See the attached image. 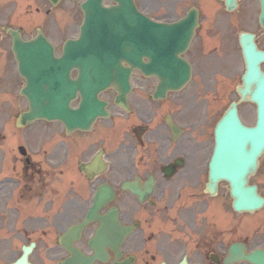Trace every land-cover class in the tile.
Segmentation results:
<instances>
[{"label": "flooded vegetation", "instance_id": "af4514ba", "mask_svg": "<svg viewBox=\"0 0 264 264\" xmlns=\"http://www.w3.org/2000/svg\"><path fill=\"white\" fill-rule=\"evenodd\" d=\"M77 1L60 0L54 11L48 0H0V96L10 99L17 94L14 98L20 99L18 91L24 84L11 54V37L1 26L19 28L28 39L42 25L58 56L63 41L73 33L75 17L81 15ZM135 1L155 20H175L190 6L198 9L199 26L179 55L191 65L189 83L153 101L158 78L135 70L132 111L118 114L113 123L101 122V128L91 133L67 134L60 123L0 132V264L19 260L73 264L60 236L79 222L93 193L105 183L114 197L100 214L114 206L127 233L115 244L116 250L105 246L106 259H95L93 264H224L233 244L240 246L243 256L229 264H264V150L243 179L242 210L233 207L228 181L218 179L215 187H208L219 118L235 101L245 125H251L255 113L253 103L239 101L237 86L244 73L241 33H253L257 49L264 52L259 1L237 0L229 11L218 0ZM216 9L225 20L215 18ZM260 66L264 70V59ZM103 142L107 164L90 177L79 165L90 160ZM250 191L256 199L253 204ZM98 224H88L70 244L92 255L88 241ZM253 253L256 259H248Z\"/></svg>", "mask_w": 264, "mask_h": 264}, {"label": "water", "instance_id": "95a60500", "mask_svg": "<svg viewBox=\"0 0 264 264\" xmlns=\"http://www.w3.org/2000/svg\"><path fill=\"white\" fill-rule=\"evenodd\" d=\"M118 2V6L111 8H103L99 6V0L93 5L91 3L84 6L86 13V22L83 26V32L81 34V39L77 42H70L73 45V51L75 52L76 58L80 61L74 63L79 67V70L82 74L84 68L89 69V75L96 76L94 80L85 82L84 90L89 91L85 92V97H83V103L85 105H92L96 94L100 91L101 86L107 87L108 85H117L119 83V78L123 79L124 84L126 85L127 76L131 68H122L120 65V60L125 59L128 62H131V59L136 56L139 57L142 54L149 55L150 51L155 52L153 49L156 48L155 45L150 47L148 45V37L157 45L159 49L163 47V40L161 39L164 36V32H161L160 35L154 30H149L151 28L148 24L135 14L132 5L129 0H115ZM144 31H141L144 29ZM190 38V35H189ZM160 39V40H159ZM188 39V37H187ZM186 39V40H187ZM19 42V41H18ZM43 44L42 48V62L41 70L45 67V62L43 59H47L49 62L54 61L52 59L51 49L45 42H40ZM20 43H17L16 56L17 59H21V53L24 48H20ZM26 47L25 49H28ZM136 54L134 55V51ZM146 52V53H145ZM67 49L63 62L67 60ZM140 59V58H138ZM84 60V65L82 67V61ZM141 69H144L140 64L138 65ZM187 69V68H186ZM183 66H179V70L183 71L184 75L180 76L177 81H168L164 76L168 75V71L162 70L160 72L153 73L159 74L162 78L160 82V94H163L168 88H178L183 84L187 76V70ZM43 72V71H42ZM175 73H170L169 75L175 76ZM253 73H251L252 75ZM259 81V79H257ZM87 82V83H86ZM247 82V79L245 80ZM36 83L32 79H28V87L24 90V94L30 101V111L23 114V119H34L37 117H45L48 119L51 118H60L67 120V117L62 115L60 109L53 108L51 109V104L54 103L56 91L53 79L51 76L42 77L40 83ZM47 85V86H46ZM79 88L81 85L77 84ZM75 89V85L73 86ZM126 89V88H125ZM256 92V97H255ZM251 97L255 102L260 105V121L259 124L264 125V91H259L257 88ZM63 98V97H62ZM62 98H58L59 106L63 105V108L67 111V100L63 102ZM74 113H71L72 116ZM95 115V114H94ZM94 116L90 117L91 121ZM89 123V122H88ZM254 147L251 148V153H255ZM221 152H224L226 145L223 144L220 146ZM235 153V152H231ZM225 155H230V153L225 152ZM252 155V154H251ZM239 164L238 161L235 162H225L222 170H230L231 166ZM226 177L228 174H224ZM236 179V177H235ZM236 195V194H235ZM238 203V202H236ZM241 203V202H240Z\"/></svg>", "mask_w": 264, "mask_h": 264}, {"label": "rangeland", "instance_id": "374dc122", "mask_svg": "<svg viewBox=\"0 0 264 264\" xmlns=\"http://www.w3.org/2000/svg\"><path fill=\"white\" fill-rule=\"evenodd\" d=\"M214 24H215V23H213L212 25L214 26ZM0 112H1V115H0V118H1V116H3V115H4V112H3V111H1V110H0Z\"/></svg>", "mask_w": 264, "mask_h": 264}]
</instances>
